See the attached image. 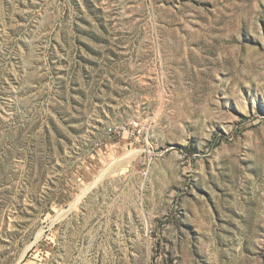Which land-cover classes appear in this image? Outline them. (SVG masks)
<instances>
[{
  "label": "rangeland",
  "instance_id": "1",
  "mask_svg": "<svg viewBox=\"0 0 264 264\" xmlns=\"http://www.w3.org/2000/svg\"><path fill=\"white\" fill-rule=\"evenodd\" d=\"M0 264H264V0H0Z\"/></svg>",
  "mask_w": 264,
  "mask_h": 264
},
{
  "label": "bare ground",
  "instance_id": "2",
  "mask_svg": "<svg viewBox=\"0 0 264 264\" xmlns=\"http://www.w3.org/2000/svg\"><path fill=\"white\" fill-rule=\"evenodd\" d=\"M139 151H141L140 149H129L125 152V154L121 157H118L116 159H113V161L111 162V164L105 168L102 173L100 174V177L104 176L108 171L109 169H111V166L114 164V163H120L122 160H129L132 156H134L135 154L139 153ZM116 165V164H115ZM113 170V169H112ZM113 173V172H112Z\"/></svg>",
  "mask_w": 264,
  "mask_h": 264
},
{
  "label": "built area",
  "instance_id": "3",
  "mask_svg": "<svg viewBox=\"0 0 264 264\" xmlns=\"http://www.w3.org/2000/svg\"><path fill=\"white\" fill-rule=\"evenodd\" d=\"M116 132V130H114ZM142 132V128L138 125V123H134V130L132 131V135H134L136 138L140 136Z\"/></svg>",
  "mask_w": 264,
  "mask_h": 264
}]
</instances>
